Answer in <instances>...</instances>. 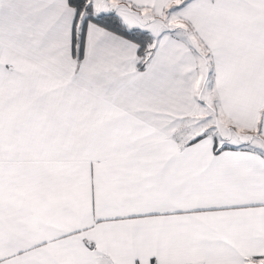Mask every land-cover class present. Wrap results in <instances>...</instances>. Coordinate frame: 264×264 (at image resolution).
Masks as SVG:
<instances>
[{"label": "snow or ice", "instance_id": "obj_1", "mask_svg": "<svg viewBox=\"0 0 264 264\" xmlns=\"http://www.w3.org/2000/svg\"><path fill=\"white\" fill-rule=\"evenodd\" d=\"M0 264H264V0H0Z\"/></svg>", "mask_w": 264, "mask_h": 264}]
</instances>
